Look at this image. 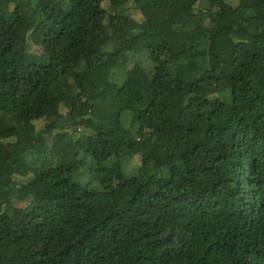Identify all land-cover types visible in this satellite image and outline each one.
Returning a JSON list of instances; mask_svg holds the SVG:
<instances>
[{"label": "trees", "instance_id": "1", "mask_svg": "<svg viewBox=\"0 0 264 264\" xmlns=\"http://www.w3.org/2000/svg\"><path fill=\"white\" fill-rule=\"evenodd\" d=\"M0 264H264V0H0Z\"/></svg>", "mask_w": 264, "mask_h": 264}]
</instances>
